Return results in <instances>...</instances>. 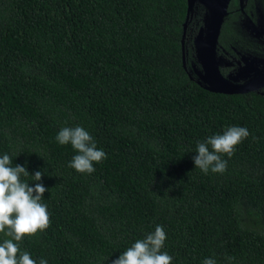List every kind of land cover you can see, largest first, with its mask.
<instances>
[{
    "label": "trees",
    "instance_id": "16d2710c",
    "mask_svg": "<svg viewBox=\"0 0 264 264\" xmlns=\"http://www.w3.org/2000/svg\"><path fill=\"white\" fill-rule=\"evenodd\" d=\"M186 7L0 0V156L47 189L50 226L16 242L37 264H111L157 225L172 264H264V95L211 92L189 78ZM239 40L219 29L217 44ZM75 126L107 155L91 174L69 167L78 153L56 140ZM230 126L250 135L222 155L227 170L195 168L197 144Z\"/></svg>",
    "mask_w": 264,
    "mask_h": 264
},
{
    "label": "clouds",
    "instance_id": "9594fccd",
    "mask_svg": "<svg viewBox=\"0 0 264 264\" xmlns=\"http://www.w3.org/2000/svg\"><path fill=\"white\" fill-rule=\"evenodd\" d=\"M250 135L247 128L230 126L223 134L209 136L196 147V155L192 157L195 168L204 174L224 173L227 170V160L222 158L226 154L229 158L239 145ZM56 140L61 145L71 144L78 154L74 155L69 167L80 173L91 174L95 171L94 162L100 163L107 158L102 149H98L91 134L82 126L64 127ZM12 165L8 154L0 156V233L11 239L0 243V264H37L30 253L21 252L19 243L25 236H33L50 226V214L47 205L41 203L45 191L43 183L30 186L21 176H28L29 172L22 165ZM35 181L42 180V172L36 171ZM167 239L166 232L161 225H157L153 232L145 238L137 239L111 264H172L173 257L162 251ZM15 241V242H14ZM227 259L231 260V257ZM39 264H47L46 259H40ZM202 264H217L214 258H205Z\"/></svg>",
    "mask_w": 264,
    "mask_h": 264
},
{
    "label": "water",
    "instance_id": "95a60500",
    "mask_svg": "<svg viewBox=\"0 0 264 264\" xmlns=\"http://www.w3.org/2000/svg\"><path fill=\"white\" fill-rule=\"evenodd\" d=\"M199 1L205 5L207 12L204 18V26L198 28L193 38L194 57L199 67L196 68L195 65H192L191 70L194 76H192L189 70H187L189 78H193L197 84L211 92L232 94L244 93L248 91H260V89L264 87V81L261 84H256L255 82L264 77V71H258L256 68L248 66L244 67L245 70L239 69L235 73L222 75L219 71V66H217V62L220 61V57L216 55V42L228 0ZM193 2L194 0H186V14L185 20L182 24L180 41L182 50V66L184 68L183 36ZM240 79L243 81L239 82ZM261 93L264 95V92Z\"/></svg>",
    "mask_w": 264,
    "mask_h": 264
},
{
    "label": "flooded vegetation",
    "instance_id": "af4514ba",
    "mask_svg": "<svg viewBox=\"0 0 264 264\" xmlns=\"http://www.w3.org/2000/svg\"><path fill=\"white\" fill-rule=\"evenodd\" d=\"M193 7L200 14L207 12L199 0H194L191 9ZM222 26L233 28L240 40L228 43L227 48L216 42L221 74L225 75V70L227 73L236 72V69L245 70L244 67L248 66L264 71V0H228L220 28ZM263 81L264 77L255 83ZM259 92H264V87Z\"/></svg>",
    "mask_w": 264,
    "mask_h": 264
},
{
    "label": "rangeland",
    "instance_id": "374dc122",
    "mask_svg": "<svg viewBox=\"0 0 264 264\" xmlns=\"http://www.w3.org/2000/svg\"><path fill=\"white\" fill-rule=\"evenodd\" d=\"M189 20H187V24H186V29H185V33L183 36V44H184V54H186V48H185V44H187L190 47V51H191V56H192V61H191V65L189 66V72L191 73V75H193L191 67L192 65H195L196 68L199 67L198 63L195 61V57H194V49H193V38L198 30V28L200 26H204V18H205V13L204 14H200L199 12H197V10H195V8L193 7L190 12H189ZM255 58V57H254ZM223 62V60H222ZM239 69H236L235 71H237ZM260 71V70H258ZM225 75H226V70L224 71ZM235 73V72H232ZM194 76V75H193Z\"/></svg>",
    "mask_w": 264,
    "mask_h": 264
},
{
    "label": "bare ground",
    "instance_id": "6f19581e",
    "mask_svg": "<svg viewBox=\"0 0 264 264\" xmlns=\"http://www.w3.org/2000/svg\"><path fill=\"white\" fill-rule=\"evenodd\" d=\"M210 10H211V8H210ZM217 66H219V61L217 62Z\"/></svg>",
    "mask_w": 264,
    "mask_h": 264
}]
</instances>
